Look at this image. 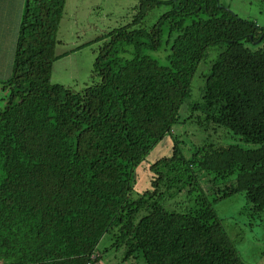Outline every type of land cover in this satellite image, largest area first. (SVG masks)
Masks as SVG:
<instances>
[{
  "label": "trees",
  "instance_id": "trees-1",
  "mask_svg": "<svg viewBox=\"0 0 264 264\" xmlns=\"http://www.w3.org/2000/svg\"><path fill=\"white\" fill-rule=\"evenodd\" d=\"M65 1L24 0L2 82L0 264H103L105 235L124 262L247 264L214 205L241 193L264 220V26L219 0H137L130 22L102 34L97 82L74 90L51 80ZM160 5L168 9L143 27ZM163 41L166 65L149 54ZM221 44L191 108L198 125L240 143L187 153L174 134L179 109L207 49ZM168 136L169 154L134 197L137 166Z\"/></svg>",
  "mask_w": 264,
  "mask_h": 264
},
{
  "label": "rangeland",
  "instance_id": "rangeland-1",
  "mask_svg": "<svg viewBox=\"0 0 264 264\" xmlns=\"http://www.w3.org/2000/svg\"><path fill=\"white\" fill-rule=\"evenodd\" d=\"M219 2L239 17L264 26V6L260 0H219ZM136 6L137 0H66L56 32L58 42L55 51L59 57L53 62L52 82L74 90H81L97 82L98 77L93 74V64L99 49L108 37H102V34L105 35L130 22ZM167 9L166 5H160L148 11L142 21V26L150 27ZM165 38L166 27H164L163 40ZM168 44L163 41L159 50L149 52L162 65L168 63L169 50L166 47ZM223 48L224 45L221 44L207 49L205 58L199 63L192 77L189 97L180 106V122L175 126L174 134L181 138L184 152L188 153L189 150L208 142L223 145L240 143L238 137L231 135L230 132L228 134L226 129L215 132L212 128L198 125L196 118L200 112L191 108L193 104L201 101L205 76ZM5 66L6 64H0V77H3L0 78V108L4 105L6 94L2 82L11 75V68L7 71ZM170 145L171 139L168 136L158 142L145 160L137 166L134 197L149 187L148 178L151 176L149 165L169 154ZM242 145L246 147L245 144ZM177 199H179L177 209H185L184 203H181L183 195L178 196ZM214 208L241 259L247 264H264V220L259 222L250 217L244 194L238 193L219 200ZM112 242L113 239L105 235L96 247L98 253L102 254L103 264H145L141 258L124 262L122 260L124 250L110 247ZM108 247H110L108 251L104 252Z\"/></svg>",
  "mask_w": 264,
  "mask_h": 264
},
{
  "label": "crops",
  "instance_id": "crops-1",
  "mask_svg": "<svg viewBox=\"0 0 264 264\" xmlns=\"http://www.w3.org/2000/svg\"><path fill=\"white\" fill-rule=\"evenodd\" d=\"M23 5L24 0H0V64H6L7 71L12 69Z\"/></svg>",
  "mask_w": 264,
  "mask_h": 264
}]
</instances>
